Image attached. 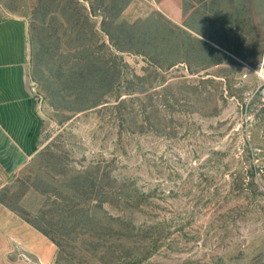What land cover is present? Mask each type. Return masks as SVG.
Wrapping results in <instances>:
<instances>
[{"label":"rangeland","instance_id":"obj_1","mask_svg":"<svg viewBox=\"0 0 264 264\" xmlns=\"http://www.w3.org/2000/svg\"><path fill=\"white\" fill-rule=\"evenodd\" d=\"M258 1L227 0L214 34L208 33L235 50L219 47L231 72L207 63L194 64L195 74L185 62L167 71L145 56L125 54V81L145 77V87L157 92L153 100L146 97L151 92L134 95L141 100L123 109L115 107L116 94L83 112L75 96L51 95L62 85L54 70L69 65L58 54L73 50L77 30L59 28L56 35L64 36L57 53L46 58L32 45L31 71L50 144L22 177V192L34 194L22 213L58 244L51 264H264V97L259 78H244L241 68L264 60V2ZM35 5L0 0L30 28ZM170 5L176 10L178 0ZM162 11V0H138L126 14L133 22L153 12L168 18ZM99 40L110 45L104 36ZM104 54L110 59L113 53ZM163 84H170L166 93ZM96 165L124 184L125 193L137 195V206L125 198L105 203L98 217L113 219L108 228L94 234L80 224L67 235L74 221L61 195L70 193L72 178ZM47 184L52 192L44 194Z\"/></svg>","mask_w":264,"mask_h":264},{"label":"trees","instance_id":"obj_2","mask_svg":"<svg viewBox=\"0 0 264 264\" xmlns=\"http://www.w3.org/2000/svg\"><path fill=\"white\" fill-rule=\"evenodd\" d=\"M83 1L89 4L86 5ZM134 1L36 0L32 11L30 39L34 49L38 46V52H42L45 58L57 53L55 51L64 36L56 35L59 28L66 30L71 27L77 30L76 36L70 39H77L73 50L66 55L58 54L65 58L69 65L64 68L60 63L54 70L59 83L62 84L60 88L50 91L55 99L62 96V92L75 96L76 103L85 104V110L81 112L102 105L101 103L113 94H116L119 102L115 105L116 109H123L131 102L140 101L141 97L134 95L147 94L153 91V88L145 87L147 79L142 76L135 75L136 82L125 81V73L129 68L124 61L125 54L145 56L154 66L167 71L182 62L191 64V72L195 74L200 71L193 68L194 64L197 67L204 64L206 66L207 63L212 67L224 65L225 55L222 51L209 42L196 38L193 32L175 25L162 13L153 12L147 18L134 22L123 20L124 13ZM205 9L211 8L207 5ZM216 22L211 20L197 23L199 28L195 22H191L188 28L206 36L215 27ZM103 36L109 39L110 45L99 40H102ZM107 51L113 53L110 59H107L105 54L102 56V53ZM33 54L35 56L37 52L34 51ZM217 71L231 72L227 67L218 68ZM169 85H160L163 87L161 93H166ZM156 92H151L146 97L153 100ZM123 95L131 97L123 99ZM41 182L38 186L44 188ZM66 187L70 193L61 197L68 202L70 214L66 217L74 221L67 235L76 234L80 230V224L84 227V232L91 231L94 234H98L101 227L108 228L105 223L113 219L108 218L106 214L102 218L98 217L101 211L104 213L102 207L105 203L118 204L121 198H125L133 206H137V195L125 193V185H118V181L100 165L92 167L85 174L76 175L71 179L69 187ZM47 188L41 189L44 194L50 193L48 184ZM75 200L79 201L74 203ZM38 230L50 238L46 231ZM52 241L56 243L55 240Z\"/></svg>","mask_w":264,"mask_h":264},{"label":"crops","instance_id":"obj_3","mask_svg":"<svg viewBox=\"0 0 264 264\" xmlns=\"http://www.w3.org/2000/svg\"><path fill=\"white\" fill-rule=\"evenodd\" d=\"M162 1L165 9L162 12L187 28L191 22L199 28L200 22L216 21L227 4V0L215 3V0H178L175 10L170 5L173 0ZM258 2L263 4L264 0ZM207 5L211 9H205ZM126 12L122 19L132 21ZM200 37L210 44L216 43L218 49L228 54L236 53L223 47L219 36ZM31 58L28 19L0 6V264H51L56 258V243L22 213L29 197H34L31 192L27 195L22 192V177L50 144L46 142L47 121L34 86ZM216 67L230 68L228 64ZM243 67L251 66L244 64Z\"/></svg>","mask_w":264,"mask_h":264},{"label":"built area","instance_id":"obj_4","mask_svg":"<svg viewBox=\"0 0 264 264\" xmlns=\"http://www.w3.org/2000/svg\"><path fill=\"white\" fill-rule=\"evenodd\" d=\"M243 70L246 72L244 78L248 77L249 74L247 73H253L259 78V81H261V89L258 93L264 97V60L256 68L243 67Z\"/></svg>","mask_w":264,"mask_h":264}]
</instances>
